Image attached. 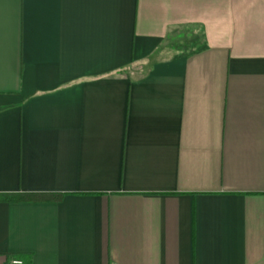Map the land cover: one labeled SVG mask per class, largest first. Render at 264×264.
Segmentation results:
<instances>
[{"label":"crops","instance_id":"0c3cea01","mask_svg":"<svg viewBox=\"0 0 264 264\" xmlns=\"http://www.w3.org/2000/svg\"><path fill=\"white\" fill-rule=\"evenodd\" d=\"M0 262L264 264V0H0Z\"/></svg>","mask_w":264,"mask_h":264},{"label":"trees","instance_id":"16d2710c","mask_svg":"<svg viewBox=\"0 0 264 264\" xmlns=\"http://www.w3.org/2000/svg\"><path fill=\"white\" fill-rule=\"evenodd\" d=\"M62 195L58 194H7L1 196L4 200H60Z\"/></svg>","mask_w":264,"mask_h":264},{"label":"built area","instance_id":"2783aa9c","mask_svg":"<svg viewBox=\"0 0 264 264\" xmlns=\"http://www.w3.org/2000/svg\"><path fill=\"white\" fill-rule=\"evenodd\" d=\"M12 263H21L22 261L20 259H12L11 260ZM0 264H3L0 262Z\"/></svg>","mask_w":264,"mask_h":264}]
</instances>
